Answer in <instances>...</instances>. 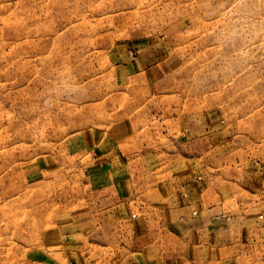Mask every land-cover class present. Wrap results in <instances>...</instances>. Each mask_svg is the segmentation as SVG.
Instances as JSON below:
<instances>
[{"label": "rangeland", "instance_id": "374dc122", "mask_svg": "<svg viewBox=\"0 0 264 264\" xmlns=\"http://www.w3.org/2000/svg\"><path fill=\"white\" fill-rule=\"evenodd\" d=\"M182 182L264 184V0H0V264L126 256Z\"/></svg>", "mask_w": 264, "mask_h": 264}, {"label": "crops", "instance_id": "0c3cea01", "mask_svg": "<svg viewBox=\"0 0 264 264\" xmlns=\"http://www.w3.org/2000/svg\"><path fill=\"white\" fill-rule=\"evenodd\" d=\"M193 186L194 181L190 187ZM250 186H244L250 191L245 193L254 203H245V208L240 203L238 210H222L221 217L210 211L200 213L193 188L184 193L183 182L173 193L158 187L153 195L143 196V202H147V216L160 219V237H154L155 229L138 226L134 239L129 235L125 243L118 245L126 256L100 257L93 264H264V207H257V201L264 196V184ZM138 212L132 215L137 218ZM135 222L137 219L132 229L136 228ZM167 228L177 240L167 241L162 235ZM184 234H189V239L180 240Z\"/></svg>", "mask_w": 264, "mask_h": 264}]
</instances>
